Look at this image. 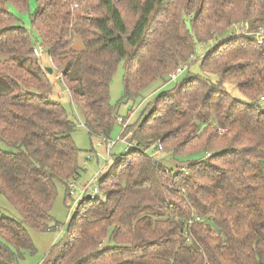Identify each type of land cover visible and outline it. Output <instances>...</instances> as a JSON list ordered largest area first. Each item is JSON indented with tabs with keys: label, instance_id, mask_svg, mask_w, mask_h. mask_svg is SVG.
<instances>
[{
	"label": "trees",
	"instance_id": "obj_1",
	"mask_svg": "<svg viewBox=\"0 0 264 264\" xmlns=\"http://www.w3.org/2000/svg\"><path fill=\"white\" fill-rule=\"evenodd\" d=\"M35 2L27 29L8 5L24 11L29 0H0V142L12 149L0 148V193L20 218L0 216V264L33 250L27 228L57 227V184L71 197L80 169L76 125L49 99L36 43L89 137L104 142L118 118L109 86L121 62L125 101L167 82L198 44L206 48L200 71L216 76L190 73L148 104L127 137L135 146L114 157L117 168L97 181L100 194L77 203L71 237L47 264H264V0ZM225 81L247 100L227 93ZM158 144L168 158L193 157L185 172L146 152ZM193 216L200 221L188 223Z\"/></svg>",
	"mask_w": 264,
	"mask_h": 264
},
{
	"label": "rangeland",
	"instance_id": "obj_2",
	"mask_svg": "<svg viewBox=\"0 0 264 264\" xmlns=\"http://www.w3.org/2000/svg\"><path fill=\"white\" fill-rule=\"evenodd\" d=\"M8 9L14 14L21 26L27 29L31 28L30 15L36 9L35 0H29L28 8L24 11L17 10V8L12 6L11 4L8 5ZM245 29L246 27L241 28L240 30L242 32H245ZM260 31L261 30L256 33V37L262 34V32ZM227 34L228 35L223 36L221 40L226 39L231 35V33ZM34 38H36L35 33ZM219 39L220 38H218V40ZM34 46L39 48V43L34 44ZM72 47L78 50L82 48L81 40L77 36L73 38ZM196 49V56L194 55V57L188 62L191 63L189 65L188 63L185 64L186 67L188 66V68L185 69L183 73L178 75L174 81L167 80V82L165 83H159L158 81L154 82L146 89L142 97H139L134 101H125L123 99V77L125 75V70L123 68L122 62L119 64L118 69L110 82L109 101L113 106H115L116 113L121 117V120L124 124H126L127 126L128 123L133 124L141 115H146L149 111L148 104L152 103V101L160 91L167 90L175 86L176 84H179L190 73H195L199 76L208 77L211 81H216L215 75L206 74L204 72H201L199 69L198 60L204 56L206 48H202V46L198 44ZM39 62L43 68L51 67L49 54L44 48L42 49V53L39 56ZM58 74L59 70L55 68L52 73L48 74V78L53 84L52 93L49 96V99L59 102L67 110L70 118L76 125L74 131L71 133V138L79 149L77 154V163L80 169L78 171V179L73 182L72 187V189L75 191V194L72 195L69 199L65 195L66 190L64 185L60 183L57 184V196L52 204L51 209V216L53 221L50 223V225L53 226L55 222H58L57 227L42 232L27 228L33 245V250L23 251L22 258H20L18 261L11 262L10 264H47L46 260L52 249L61 251L64 244L67 242L69 237H71V233L75 228L74 226L76 224L78 215L76 205L82 200V197L78 199L80 187L85 183L91 181H93L94 184H97L98 179H100L105 173L110 172V168H112L111 171L117 168V165L113 164L114 157L119 154L126 153L127 147L135 146L134 142L131 143V141L127 139L126 141L120 139L122 132V123L119 121H116L109 135V139L106 142L100 141L93 137H89L85 127L83 126L84 119L82 114L72 104L69 92L60 81V78L56 79V76H58ZM222 87L233 98L243 101L247 100V98L237 88L235 83L225 81ZM137 125L138 124L136 123L129 129L126 126V129L123 131L124 136L127 134V137H130L131 133L136 129ZM0 148L7 151L12 150L6 147L1 142ZM146 152L152 155V157L156 159V161L161 162L166 167L172 168L174 170L176 169V167L178 168L181 166H185L187 164V160H189L187 158H193H168V153L157 151L154 148V145H151L146 150ZM198 157H201V154H199ZM76 200V205H74L73 208L70 209ZM2 215L14 218L17 221L20 220L18 213L10 205L7 199L0 193V216ZM69 222H71L72 225L70 230H67L66 225Z\"/></svg>",
	"mask_w": 264,
	"mask_h": 264
},
{
	"label": "built area",
	"instance_id": "obj_3",
	"mask_svg": "<svg viewBox=\"0 0 264 264\" xmlns=\"http://www.w3.org/2000/svg\"><path fill=\"white\" fill-rule=\"evenodd\" d=\"M74 6H76V5H74ZM256 38H257V41H259V42L261 41V40H260L261 38H260L259 36H257ZM42 49H43V47H42L40 44H39V48L34 46V47H33V53H34L36 56H40V54L42 53ZM185 69H186V65H185V64L176 67L172 72H170V73L168 74V80H172V81H174V80L176 79V77H177L178 75H180L181 73H183V71H184ZM60 76H61V73L59 72L58 76H56V79L60 78ZM55 83H56V81H55ZM261 99H263V98H261ZM117 121L122 122L120 116H118ZM125 129H126V124L122 123V132H123ZM122 132H121V133H122ZM120 139L126 141V139H127V134H126L125 136L120 137ZM127 146H128V143H127ZM157 151H161V146H160L159 144H158V147H157ZM151 156H152V155H151ZM155 160H156V159H155ZM184 170H185V169H184L183 167L180 168V171H184ZM184 172H185V171H184ZM70 187H71V188H70V190H69V195L72 196V195L75 194V191L72 189L73 184H71ZM98 193H99V188H98L97 184H94V182L91 181V182L85 183L84 185H82V186L80 187V189H79V194H78V199H79L80 197H85V198H87V199H94V198L98 195ZM68 198L70 199L71 197H68ZM78 199H77V200H78ZM77 200L73 203V205L71 206L70 209H72L73 206L76 205ZM198 221H200V217H199V216H193L192 219L188 220L187 222H188V223H191V222H198Z\"/></svg>",
	"mask_w": 264,
	"mask_h": 264
},
{
	"label": "water",
	"instance_id": "obj_4",
	"mask_svg": "<svg viewBox=\"0 0 264 264\" xmlns=\"http://www.w3.org/2000/svg\"><path fill=\"white\" fill-rule=\"evenodd\" d=\"M46 70L48 71V73H52V68L51 67H46Z\"/></svg>",
	"mask_w": 264,
	"mask_h": 264
}]
</instances>
